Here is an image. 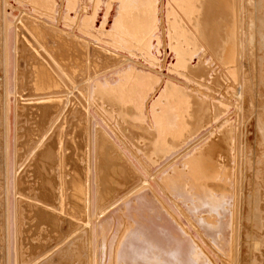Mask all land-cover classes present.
Instances as JSON below:
<instances>
[{
	"label": "bare ground",
	"instance_id": "6f19581e",
	"mask_svg": "<svg viewBox=\"0 0 264 264\" xmlns=\"http://www.w3.org/2000/svg\"><path fill=\"white\" fill-rule=\"evenodd\" d=\"M245 1L0 0L4 264H238Z\"/></svg>",
	"mask_w": 264,
	"mask_h": 264
},
{
	"label": "rangeland",
	"instance_id": "374dc122",
	"mask_svg": "<svg viewBox=\"0 0 264 264\" xmlns=\"http://www.w3.org/2000/svg\"><path fill=\"white\" fill-rule=\"evenodd\" d=\"M259 1L261 2L262 0H258L259 5L256 4V6L260 7L262 5V7L258 8L255 6L254 8V14L257 17L247 7L246 1L244 10V40L246 42V49L243 55V93L249 102L243 111L244 122L248 127L244 131L242 149L244 153L242 161V230L239 238L238 264H264V93L259 91L258 94L253 84L254 74L258 73L259 69L264 74V16L259 17L264 15V4H262L264 1L261 3ZM255 9L257 10L255 11ZM259 9L262 10L260 11ZM249 45L252 51L251 54H249V48L247 47ZM1 88L2 85L0 83V264H4Z\"/></svg>",
	"mask_w": 264,
	"mask_h": 264
},
{
	"label": "water",
	"instance_id": "95a60500",
	"mask_svg": "<svg viewBox=\"0 0 264 264\" xmlns=\"http://www.w3.org/2000/svg\"><path fill=\"white\" fill-rule=\"evenodd\" d=\"M112 2H118V0H112ZM104 7V6H103ZM105 10H106V7H104V12H103V14L105 13ZM118 11V10H117ZM113 18L114 17H112V19H111V21H110V25H111V23H112V20H113ZM102 22V20L98 23V27H99V24ZM97 27V28H98ZM108 29V28H107ZM205 215V213L204 214H201V215H199L200 217H203V216Z\"/></svg>",
	"mask_w": 264,
	"mask_h": 264
}]
</instances>
